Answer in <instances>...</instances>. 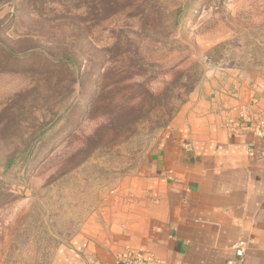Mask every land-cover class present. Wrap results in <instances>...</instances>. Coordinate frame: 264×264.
Masks as SVG:
<instances>
[{
    "label": "rangeland",
    "instance_id": "1",
    "mask_svg": "<svg viewBox=\"0 0 264 264\" xmlns=\"http://www.w3.org/2000/svg\"><path fill=\"white\" fill-rule=\"evenodd\" d=\"M239 76H264V0H0V264H51L180 109ZM142 89L167 105L118 107Z\"/></svg>",
    "mask_w": 264,
    "mask_h": 264
},
{
    "label": "crops",
    "instance_id": "2",
    "mask_svg": "<svg viewBox=\"0 0 264 264\" xmlns=\"http://www.w3.org/2000/svg\"><path fill=\"white\" fill-rule=\"evenodd\" d=\"M196 94L146 164L109 192L51 264H264V138L222 121L246 107L264 117V76ZM246 253L236 258L234 245Z\"/></svg>",
    "mask_w": 264,
    "mask_h": 264
},
{
    "label": "built area",
    "instance_id": "3",
    "mask_svg": "<svg viewBox=\"0 0 264 264\" xmlns=\"http://www.w3.org/2000/svg\"><path fill=\"white\" fill-rule=\"evenodd\" d=\"M252 115L251 112L244 107L238 111L234 110L232 115L230 114L224 118L222 124L226 129L232 132L239 131L244 125L251 124L255 136L258 138H264V117L261 114H254L255 118H251ZM234 250L236 258L238 260L243 259L246 253L245 244L240 242L235 244ZM118 261L119 264H153L152 260H145L133 251H127L118 259ZM227 264H234V262H228Z\"/></svg>",
    "mask_w": 264,
    "mask_h": 264
},
{
    "label": "trees",
    "instance_id": "4",
    "mask_svg": "<svg viewBox=\"0 0 264 264\" xmlns=\"http://www.w3.org/2000/svg\"><path fill=\"white\" fill-rule=\"evenodd\" d=\"M180 12L181 10H177L175 14L178 15ZM62 60H68V58L65 56ZM140 88H143V87H140ZM164 92H167V91L165 90ZM164 92L158 95H154L150 93L149 91L142 89V92H140L141 98L136 104H134L133 106H130L129 108L124 107L123 104L118 107L122 110H132L136 115L135 117H139V115H141V113L145 111L149 112L154 109L158 110V107L163 108L165 105H167L166 104L167 102L163 100L165 98Z\"/></svg>",
    "mask_w": 264,
    "mask_h": 264
}]
</instances>
